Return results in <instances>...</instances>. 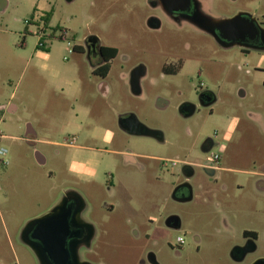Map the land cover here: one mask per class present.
<instances>
[{"label": "rangeland", "instance_id": "obj_1", "mask_svg": "<svg viewBox=\"0 0 264 264\" xmlns=\"http://www.w3.org/2000/svg\"><path fill=\"white\" fill-rule=\"evenodd\" d=\"M153 1L0 0V131L7 136L0 141V148L6 149L0 155L3 260H13L14 252L17 264H34L21 232L70 187L83 196L86 217L97 228L96 264H148L150 251L160 264H233L228 250L240 239V232L224 231L223 216L235 220L238 228L245 222L246 227L258 229L256 221L262 220L259 228H263L264 194L255 189V176L248 171L264 173V51L220 47L205 31L168 19ZM202 2L214 18L248 12L264 26V0ZM35 7L52 8L53 23L66 30L64 38H46L45 69L34 56L37 26L27 23L38 11ZM151 16L158 19V28L148 25ZM89 34L118 49L105 76L92 73L85 54L67 53L68 41L82 45ZM179 56L183 68L163 74L162 66L177 64ZM140 64L146 73L141 77V92L135 94L130 72ZM201 87L212 90L217 101L208 107L199 105L194 114L184 116L179 112L181 101L198 102ZM240 89L243 96L238 94ZM10 103L17 109L9 110ZM125 114L153 130L156 137L120 131L119 116ZM29 125L33 134H26ZM100 126L112 131L110 142L97 132L98 137L91 138ZM71 135L77 145L93 144L102 150L81 153L46 141L66 142ZM207 136L216 143L203 154L201 143ZM222 143L227 148L222 150ZM115 149L156 154L161 160L139 157L146 168L141 172L139 166L124 165ZM37 152L43 163L37 161ZM212 152H220L221 165L233 170L215 185L199 173L192 179L193 200L174 201L179 160L206 159ZM88 157L99 161L90 182L81 171ZM222 182L228 186L225 192L218 189ZM207 188L215 196H208ZM168 215L180 217L181 226L168 227ZM178 237L183 244H178ZM175 250L181 255L175 256Z\"/></svg>", "mask_w": 264, "mask_h": 264}, {"label": "flooded vegetation", "instance_id": "obj_2", "mask_svg": "<svg viewBox=\"0 0 264 264\" xmlns=\"http://www.w3.org/2000/svg\"><path fill=\"white\" fill-rule=\"evenodd\" d=\"M152 3L162 9L165 16L176 24L181 25L182 23H186L188 25L193 26L194 28L205 31L208 35L213 38L217 45L223 48L228 47L225 45L224 42L217 40L209 31V22H207V20H205L204 18L212 16L207 13L206 5L202 2V0H193L191 9L188 13L167 11L162 7L159 0H154ZM195 11L196 15L195 17H193V13ZM259 24L262 25V23ZM158 27L159 24L157 27L151 28L155 29ZM100 41L101 40L98 36L89 34L84 39V43L82 45H78V48H76L77 52L83 53L85 54V56L87 53L86 47L88 48L89 60L94 70L104 64V58L102 57L101 50V47L103 45L100 43ZM250 44L251 47L249 48H244L241 46L238 47L242 50L252 49L257 51H264V38L258 39L254 41V43ZM92 58L97 59L95 63L91 62ZM183 65V58L179 56L177 58V64L171 63L164 64L162 66L163 74H173L177 69L181 70L183 68ZM140 82L141 78L139 80V83ZM200 89L201 90L198 93V102L194 103L188 101H181V104L187 103L183 111L180 112L181 114L187 117L191 116L192 114H194L195 110L198 109L199 105L203 107H208L213 105L217 101V97L212 90H209L208 88L203 89L202 87ZM139 126L140 125L137 119L132 117L131 115L125 114L119 116L118 128L123 133L134 135V130L138 129ZM215 143V140L211 136L204 137V140L201 143L202 153H209L215 146ZM225 148H227V144L225 145ZM129 152L130 151L125 150V152L121 155V160L123 163L133 161V159L129 155ZM207 157L208 156H206V159L200 156L185 157L184 159L179 160V179L177 180L172 192V199L174 201L187 202L193 200L196 191L192 183V179L195 176L199 175V173H201L206 178L208 184L215 185L216 182L222 180L225 173H230L233 170V168L231 167L221 165V156L217 162L210 161L207 159ZM138 159L139 157L137 158V160ZM206 162L209 163L207 164ZM248 172L251 175L255 176V189L257 190L258 188L260 190H264V173L255 170ZM218 189L221 192H225L228 190V186L222 182L220 184V188L218 187ZM205 191L208 196H215L216 192L212 190V188H207V190ZM230 206L231 205H228V207ZM85 210L86 203L82 215L80 216L81 222L89 224H83L82 226L79 225V228L72 227L70 229V234L67 236V241L70 240L72 242L70 245H65V248H30L25 243V241L33 242V240L31 239L32 231H26L23 237L21 234V241L23 245L25 244V251L30 257L31 262H33L34 264H96V260L98 259V249L93 248V244L96 241L98 232L96 230V226L94 227V224H90L92 222L87 219ZM178 218L181 226L180 217ZM234 221L231 222L226 215L223 216L224 231H227L232 234H237V232H240V239H238L237 242L232 243L228 250L230 261H232L233 264H264V223H262L263 228H259L260 221L262 220L256 221V223L259 225L258 229H248L245 226V222H242V227L238 228L236 222ZM81 222H79V224ZM75 223L78 224V221L76 220ZM133 234L136 237L139 236L137 230L134 229ZM89 236H92L90 240L88 239ZM23 238L25 241L23 240ZM173 252L177 257L181 255L180 251L178 250H175ZM13 255L14 257L11 261H5L3 260V258H0V264H17V254L13 252ZM146 259L148 264H160L157 260L156 254L153 251L147 253Z\"/></svg>", "mask_w": 264, "mask_h": 264}, {"label": "water", "instance_id": "obj_3", "mask_svg": "<svg viewBox=\"0 0 264 264\" xmlns=\"http://www.w3.org/2000/svg\"><path fill=\"white\" fill-rule=\"evenodd\" d=\"M162 7L170 12L188 13L191 9L193 0H159ZM196 15V11L193 13ZM209 22V31L219 41L225 43L226 46H241L244 48L251 47L250 43L258 39L264 38V26L260 25L252 14L248 12H238L231 17L222 18H204ZM158 19L150 17L148 25L157 27ZM86 60H89L88 48ZM145 66L143 64L135 66L130 72V88L133 93L141 92L140 78L145 74ZM240 96L244 95L242 89L239 90ZM187 103H183L179 107V112H182ZM133 117V116H132ZM138 121V120H137ZM138 129L134 130V135L156 137L153 130L148 129L139 121ZM36 159L39 163H43L40 159V154L36 153ZM133 163L139 165L133 157ZM207 164L209 162H206ZM85 207V201L81 193L73 188L64 190L60 200L55 203L48 212L29 220L24 226L21 234L28 230L32 231V241H25L30 248H65V245H70L72 241H67V236L70 234V229L79 228V225H87L82 223L80 216ZM76 220L78 224L75 223ZM79 222H81L79 224ZM92 224V223H90ZM165 224L170 228H179L180 222L176 215H170L166 218ZM92 236H89V240ZM88 240V241H89Z\"/></svg>", "mask_w": 264, "mask_h": 264}, {"label": "crops", "instance_id": "obj_4", "mask_svg": "<svg viewBox=\"0 0 264 264\" xmlns=\"http://www.w3.org/2000/svg\"><path fill=\"white\" fill-rule=\"evenodd\" d=\"M35 9L38 10V11H40V12H43L44 14L47 13V12H49V11H51L50 21H49L48 26H50L51 28H53L54 26H59L57 24H54L53 21H52V18H53V9L52 8L51 9L50 8L49 9H46L45 7H35ZM23 41H24V37H23ZM48 50H49L48 44H47V47L44 48V49L37 48V44H36V47H35V50H34V56L37 58V62L38 61L41 62L40 63V66L43 69H45V68L48 67V64L46 62V60H48V58H49ZM75 52H76V49H74L73 53H75ZM63 59H64V56H63ZM66 59H64V60H66ZM30 62H31L30 60H27L25 62V65L28 66L30 64ZM93 70L94 69L91 66L92 73H93ZM65 84H67L69 86H72V85H75L76 83H73V82H70V81H65ZM103 86H104V84H102L101 86H99L100 87V91H103V88H104ZM10 97H11V95H10ZM8 107H9V110H15V109H17V105L16 104H13V103H10ZM96 132L99 133V136L100 135L102 136L103 141H107V142H110L111 141V139H112V131L110 129H108L107 127H103V126L96 127L94 129V131L91 133L92 134L91 135L92 136L91 138L94 139V140H95V138L98 137V135L95 134ZM33 133H34V130L29 125L28 126V129L26 131V134H33ZM46 141L48 143H50V144H60V145L68 146V147H74L75 149H77V151H79L81 153L96 154L97 152H100L102 150V148L97 147V146H95L93 144H87V145H77V144L67 145L65 142H56V141H49V140H46ZM225 145L226 144H224V148H225ZM124 152H125V150H121V149H115L114 150V153L117 154V155H119V156H121ZM129 153H130L129 154L130 157L132 159L134 157L136 160H137L138 157H140L142 159H150V160H153L154 162H158V161L161 160V157L158 156V155H156V154H146V153H143L142 154V153H135V152H131V151ZM40 159L43 160V162L45 161L44 157L41 154H40ZM121 162H122V160H121ZM137 162L139 163L138 160H137ZM123 164L124 165H127V166L128 165L129 166H135V167H138V166L140 167L141 166V168H139V169H141V170H139L141 172H143L146 169L145 166L143 167L141 163H139V165H136V164L133 163V161L132 162H125ZM98 165H99V161L97 159H94L93 157H88L85 160V162L82 165V170H81L82 173H83V175L87 176L86 179H88V180H85V181H87V182L93 181V177L95 175V171H96ZM75 177H76L77 180H80V181L83 180V179L79 178V176H75ZM70 188H72V187H70ZM67 189H69V188H65L64 190H67ZM73 189H75V188H73ZM64 190H62V192H64ZM257 191L259 193L264 194V190H260V189L257 188ZM247 228L248 229H256V227L255 228H249V227H247Z\"/></svg>", "mask_w": 264, "mask_h": 264}, {"label": "built area", "instance_id": "obj_5", "mask_svg": "<svg viewBox=\"0 0 264 264\" xmlns=\"http://www.w3.org/2000/svg\"><path fill=\"white\" fill-rule=\"evenodd\" d=\"M45 16V14L43 12L37 11L35 14H33L28 20L27 23L29 24H35L37 26V34H38V43L37 45H43L44 43L40 42V39L42 36H46L48 33L52 32V28L50 26H46L44 24V20L43 17ZM39 31V32H38ZM65 32H61V31H57L56 35H62V37H64ZM47 43V42H46ZM67 46H68V50L67 53L71 54L74 51V46L68 41L67 42ZM67 56H64V59H66ZM7 136L2 134L0 131V141L4 138H6ZM76 142V136L72 135L68 138V140L65 142L67 145H74ZM224 144L222 143L220 148L223 150L224 148ZM220 149V152H221ZM220 152H212L211 155H209L207 157L208 160L210 161H214L217 162L220 158ZM6 153V149L1 147L0 148V155H4ZM183 238L182 237H178L177 242L178 243H183Z\"/></svg>", "mask_w": 264, "mask_h": 264}, {"label": "trees", "instance_id": "obj_6", "mask_svg": "<svg viewBox=\"0 0 264 264\" xmlns=\"http://www.w3.org/2000/svg\"><path fill=\"white\" fill-rule=\"evenodd\" d=\"M50 16H51V11L45 13V16L43 17L45 27L49 24ZM24 31L26 32V28L24 29ZM57 31L65 32L66 30H63L60 26H54L52 28V32L48 33L46 36L41 37L40 42L44 43V44L41 46L37 45V48L44 49L47 47L46 38H52L55 36H58L60 38H64V37H62V35H56ZM76 48H78V45L74 46V49H76ZM101 50H102V57L104 58L105 63L102 66L96 68L93 71V73L99 74L101 76H105L109 70V61L118 54V49L116 47H113V46L103 45L101 47Z\"/></svg>", "mask_w": 264, "mask_h": 264}]
</instances>
